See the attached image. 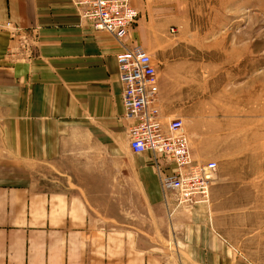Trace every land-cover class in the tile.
Returning <instances> with one entry per match:
<instances>
[{
	"label": "crops",
	"instance_id": "crops-1",
	"mask_svg": "<svg viewBox=\"0 0 264 264\" xmlns=\"http://www.w3.org/2000/svg\"><path fill=\"white\" fill-rule=\"evenodd\" d=\"M130 3L138 13L143 8L139 0ZM137 28L128 31L126 46L137 44ZM120 49L114 35L81 17L73 0H0V264H127L126 251L98 249L91 195L127 186L121 178L112 183L109 169L83 165L93 157L126 154L132 162L130 176L155 225L141 237L163 236L167 218L174 232L202 222L204 203L176 207L174 193L161 189L151 151L132 152L129 144L117 151L129 143ZM187 84L182 78L174 107L162 95L156 99L158 118L164 124L182 118L194 158L205 162L211 159L198 146L202 113ZM157 161L168 165L163 157ZM120 207V222L141 215L136 204ZM107 216L113 219L112 212ZM128 233L123 228L124 238ZM84 239L95 244L86 249Z\"/></svg>",
	"mask_w": 264,
	"mask_h": 264
},
{
	"label": "rangeland",
	"instance_id": "rangeland-1",
	"mask_svg": "<svg viewBox=\"0 0 264 264\" xmlns=\"http://www.w3.org/2000/svg\"><path fill=\"white\" fill-rule=\"evenodd\" d=\"M139 1L143 8L130 28L138 26L137 45L155 63L157 99L162 95L174 107L177 86L182 78L188 81L202 113L200 156L217 162V176L202 203L200 224L193 220L174 232L167 218L163 236L141 237L154 233L155 225L147 221L151 213L130 176L132 162L126 154L93 157L83 165L109 169L112 183L121 178L127 186L91 194L99 220L92 225L97 247L126 251L127 264H264V0ZM128 144L117 145V151L130 150ZM105 196L111 198L106 207ZM123 203L138 205L141 215H124L129 221L120 222ZM123 228L129 230L126 238ZM86 241V249L95 244Z\"/></svg>",
	"mask_w": 264,
	"mask_h": 264
},
{
	"label": "built area",
	"instance_id": "built-area-1",
	"mask_svg": "<svg viewBox=\"0 0 264 264\" xmlns=\"http://www.w3.org/2000/svg\"><path fill=\"white\" fill-rule=\"evenodd\" d=\"M73 2L84 20H89L96 30L114 35L122 46L116 53V62L123 115L129 121V148L136 153L152 152L160 187L164 192L174 193L177 205L205 203L217 175V162L194 158L182 118L175 117L165 124L158 118L155 101L159 93V77L155 63L140 45L124 44L138 11L130 0ZM159 157H163L168 165L160 166Z\"/></svg>",
	"mask_w": 264,
	"mask_h": 264
}]
</instances>
